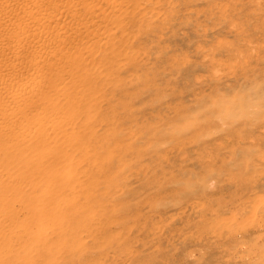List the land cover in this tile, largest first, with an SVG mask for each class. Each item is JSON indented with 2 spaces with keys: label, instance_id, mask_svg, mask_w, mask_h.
Segmentation results:
<instances>
[{
  "label": "rangeland",
  "instance_id": "1",
  "mask_svg": "<svg viewBox=\"0 0 264 264\" xmlns=\"http://www.w3.org/2000/svg\"><path fill=\"white\" fill-rule=\"evenodd\" d=\"M116 3L0 116V264H264V0Z\"/></svg>",
  "mask_w": 264,
  "mask_h": 264
},
{
  "label": "bare ground",
  "instance_id": "2",
  "mask_svg": "<svg viewBox=\"0 0 264 264\" xmlns=\"http://www.w3.org/2000/svg\"><path fill=\"white\" fill-rule=\"evenodd\" d=\"M116 5V0H0V116L21 114L20 102L44 88L38 74L64 66L71 57L64 48L86 33V10L97 17ZM94 22L97 28L102 24L100 18ZM41 117L38 111L22 116L25 123ZM5 129L0 123V132Z\"/></svg>",
  "mask_w": 264,
  "mask_h": 264
}]
</instances>
